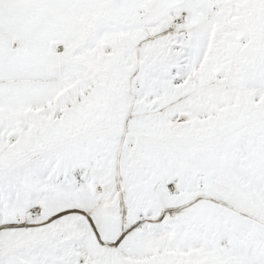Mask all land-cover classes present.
Here are the masks:
<instances>
[{
	"label": "snow or ice",
	"instance_id": "obj_1",
	"mask_svg": "<svg viewBox=\"0 0 264 264\" xmlns=\"http://www.w3.org/2000/svg\"><path fill=\"white\" fill-rule=\"evenodd\" d=\"M0 264H264V0H0Z\"/></svg>",
	"mask_w": 264,
	"mask_h": 264
}]
</instances>
